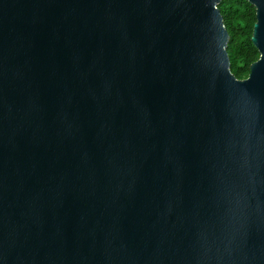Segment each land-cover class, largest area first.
Returning <instances> with one entry per match:
<instances>
[{
	"label": "water",
	"instance_id": "water-1",
	"mask_svg": "<svg viewBox=\"0 0 264 264\" xmlns=\"http://www.w3.org/2000/svg\"><path fill=\"white\" fill-rule=\"evenodd\" d=\"M222 0H0V264H264L259 58Z\"/></svg>",
	"mask_w": 264,
	"mask_h": 264
},
{
	"label": "trees",
	"instance_id": "trees-1",
	"mask_svg": "<svg viewBox=\"0 0 264 264\" xmlns=\"http://www.w3.org/2000/svg\"><path fill=\"white\" fill-rule=\"evenodd\" d=\"M228 33L229 70L237 80L249 75L250 66L259 58L251 42L255 8L245 0H222L217 5Z\"/></svg>",
	"mask_w": 264,
	"mask_h": 264
}]
</instances>
